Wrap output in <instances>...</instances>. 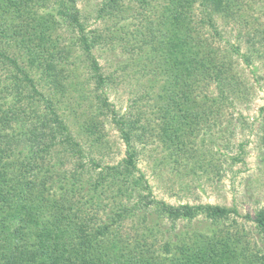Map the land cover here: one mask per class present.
I'll return each mask as SVG.
<instances>
[{"label":"trees","instance_id":"16d2710c","mask_svg":"<svg viewBox=\"0 0 264 264\" xmlns=\"http://www.w3.org/2000/svg\"><path fill=\"white\" fill-rule=\"evenodd\" d=\"M81 1L0 0V264H264L263 205L170 203L139 166L152 142L194 181L244 162L219 135L253 95L237 56L258 73L264 0ZM220 20L240 27L230 49ZM115 49L126 61L105 69ZM129 76L123 111L109 90ZM259 130L264 164V105Z\"/></svg>","mask_w":264,"mask_h":264},{"label":"rangeland","instance_id":"374dc122","mask_svg":"<svg viewBox=\"0 0 264 264\" xmlns=\"http://www.w3.org/2000/svg\"><path fill=\"white\" fill-rule=\"evenodd\" d=\"M89 4H92V1L90 3L88 0L80 2L82 7L90 8ZM256 14L260 16L264 23V10H257ZM220 29L225 36L224 46L230 49V44H236L240 41V27L238 24L226 23L220 20ZM242 40L244 42V39ZM243 44L245 45V43ZM121 51V49H115L114 51L107 50L98 53L99 60L105 69L112 70L117 66L116 61L121 64L126 61V55ZM237 60L242 71L253 83V95L249 100L238 103L234 110L229 111V115L235 113L234 116H240V120L235 119L230 131L225 130V132L218 135L219 137L223 136L220 143L223 150L230 155L239 151V144L243 143L246 150L244 162H239L230 168V160L228 158V161L227 156H225L222 161L223 176L221 179H207V177H204L199 181L195 178L194 181L190 177L181 178L176 176L175 171L172 172L169 166L158 165L155 157H161L167 152L158 143L152 142L141 155L139 166L146 172L158 198H163L174 204L179 202H209L228 206L237 204L243 214L247 212L253 214L255 208L264 206V164L260 161L259 130V110L264 105V59L257 61L259 67L257 74L253 72L252 67L247 66L238 56ZM137 87L135 77H126L124 81L118 82L110 88L109 98L116 104L117 108L124 111ZM107 130L110 143L109 153L106 155L105 161L115 163L125 155V144L119 137L115 127L107 125ZM228 146L229 149L226 150ZM187 183L190 184L189 188L185 187ZM239 220L243 221L246 229H250L251 224L248 221L242 217H239ZM251 235L256 238V234L252 231Z\"/></svg>","mask_w":264,"mask_h":264}]
</instances>
